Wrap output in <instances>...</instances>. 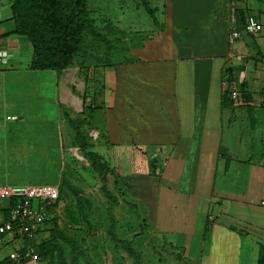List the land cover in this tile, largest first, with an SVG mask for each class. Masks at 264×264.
Returning a JSON list of instances; mask_svg holds the SVG:
<instances>
[{
	"label": "crops",
	"instance_id": "crops-1",
	"mask_svg": "<svg viewBox=\"0 0 264 264\" xmlns=\"http://www.w3.org/2000/svg\"><path fill=\"white\" fill-rule=\"evenodd\" d=\"M140 3L150 26L135 30L132 41L116 28L123 41L116 62L106 58L93 67L76 63V57L59 71L32 68L33 46L29 53V39L14 33L12 0H0V51L7 52V62L0 63V176L11 179L18 160L12 151L22 150L15 136L23 127L16 126L29 107L15 112V103L51 96L87 122V132L79 133L84 139H77L81 144L69 151L78 149L90 170L91 151L114 170L107 183L99 177L107 204L103 215L89 185L66 174L67 155L57 164L59 180L49 184L62 187L63 204L85 199L86 220L71 225L109 236L111 255L93 257L96 264H125L113 254L109 233L115 229L123 239L110 180L117 189L125 185L128 198L145 208L160 238L156 244L180 252L189 264H264V30L258 36L244 31L249 15L264 24V0ZM234 27L243 36L232 46ZM70 118L64 122L67 132L75 126ZM60 213L59 207L54 216ZM145 244L159 254L157 245ZM195 245L202 247L198 260L190 258ZM11 250L12 244L1 249L0 259ZM132 259L141 263V257Z\"/></svg>",
	"mask_w": 264,
	"mask_h": 264
},
{
	"label": "rangeland",
	"instance_id": "rangeland-1",
	"mask_svg": "<svg viewBox=\"0 0 264 264\" xmlns=\"http://www.w3.org/2000/svg\"><path fill=\"white\" fill-rule=\"evenodd\" d=\"M156 1L154 0V2ZM2 2L7 4L9 0H2ZM140 2L141 0H87L92 29L89 28L86 31L81 51L75 62L80 65L86 63V65H92L93 67L95 65L100 67L101 64L99 65V63L106 58L116 62L123 53V41L117 36L116 28L120 27L127 31V41H132L135 38L134 33L138 32L135 30L146 31L147 27L150 26L151 18ZM9 23L10 26L14 24L13 21ZM106 38L110 41L109 44L106 43ZM24 39L27 38L24 37ZM26 43L29 49L28 52L32 53V45L28 40H26ZM0 66L4 67L3 64ZM97 79H99V76H97ZM50 97L38 95L34 99H29V101L24 98L22 103L19 101L15 103L14 108L17 109L15 112L23 111L22 109L29 107L28 117L16 126L23 127L21 133L15 136L19 142L17 145H20L22 150L18 152L14 149L12 151L14 155L12 157H18V160H13L11 179L7 180L0 176V185H49L56 183V180H59V177L55 175L58 169L57 164H64L65 154L68 157L66 159V166L68 167L65 166L66 174L74 176L73 178L76 181L85 183L86 186L89 185V193L94 194L92 197L95 199L101 215H103L107 204L98 172L88 168L87 160L83 158L78 149L69 151L70 146L81 144L78 140H82L84 137L79 133L85 134L87 132V122L82 119V115L74 108ZM69 117H71L69 121L74 122L75 126L69 125L71 127L70 132H67L64 122ZM26 164L29 166L24 167ZM108 188L114 195H117V201L119 200L116 216L120 218V223H122L120 232L122 235L120 237L128 241L136 253L132 255L118 245L114 247V250L115 248L117 250V253H113L114 255L123 257L125 264H133L132 257H141L140 264H182V262L189 264V258L180 257V252L172 251L168 245L164 247V243L163 246L156 244V239L159 240L160 238L156 235V231L150 227L145 208L128 198L125 185L121 183L117 189L113 181L110 180ZM62 200L57 206L61 209L59 219L61 224L60 233L63 237L60 234L57 237L55 233L52 234L50 239L48 231L38 235L34 241L36 244L50 239L48 244L40 247L46 249L47 258L39 262L31 261L27 264H63V262L65 264H96L93 257H110L111 253L107 251L108 249L106 250V246L110 242L108 240L110 239L109 236L101 235L102 231L98 229H94V231L87 228L85 230L78 225H71L74 224L75 217H78L80 221L86 220L82 215L77 216L72 211V206L76 207L78 199H71L74 202L73 205L70 204V199H65L64 204ZM66 203L67 205H65ZM7 205L8 200L0 198V209L6 208ZM100 213L97 212L95 216L100 217ZM5 216V211L0 210V222L5 220ZM105 232L107 231L105 230ZM55 236L56 240L53 239ZM66 239L75 241L74 245L68 244ZM148 241L157 245L158 255L155 256L152 253V247L145 244V242L149 243ZM201 249V246L197 248L196 245L193 246L190 258L198 260ZM155 257H158V259Z\"/></svg>",
	"mask_w": 264,
	"mask_h": 264
},
{
	"label": "trees",
	"instance_id": "trees-1",
	"mask_svg": "<svg viewBox=\"0 0 264 264\" xmlns=\"http://www.w3.org/2000/svg\"><path fill=\"white\" fill-rule=\"evenodd\" d=\"M12 13L15 21L14 33L26 36L33 46L32 68L35 69L63 71L68 68L81 51L86 31L89 28L92 29L87 0H12ZM101 34L103 35V33ZM103 38L105 37L103 36ZM106 43H110L108 38H106ZM88 156L92 161V169L98 172L103 183H107L108 174L114 170L107 164L100 162L99 156L95 152L91 151ZM60 188L61 195H63L62 187L60 186ZM71 189L75 190L73 187ZM77 205L78 208L74 213L77 216L82 215L86 219L85 199L78 197ZM6 214V219H8L9 209ZM78 220V217H75L73 223H78L80 221ZM60 226V219L57 214L46 223L45 230H49V238L55 233L57 237L59 234L63 237L60 233ZM109 233L112 234L115 247L120 245L130 254H136L128 241L116 236L115 229H111ZM56 236L53 238L54 240H56ZM50 239H46L40 244L34 243L42 260L47 258V253L46 249L40 247L48 244ZM66 241L72 245L75 243L72 239H66ZM1 264L12 263L9 259H5Z\"/></svg>",
	"mask_w": 264,
	"mask_h": 264
},
{
	"label": "built area",
	"instance_id": "built-area-1",
	"mask_svg": "<svg viewBox=\"0 0 264 264\" xmlns=\"http://www.w3.org/2000/svg\"><path fill=\"white\" fill-rule=\"evenodd\" d=\"M264 30V24L255 15H249L244 31L258 36ZM243 33L232 28L229 36L230 45H234ZM7 62V52L0 51V63ZM235 104H239L238 94L231 93ZM17 116H8L16 119ZM0 198L7 199L9 218L0 222V250L12 244L10 251L3 260L9 259L12 264H27L42 261L34 241L44 229V225L55 217L61 199L59 185H0ZM28 240L29 242H27Z\"/></svg>",
	"mask_w": 264,
	"mask_h": 264
}]
</instances>
